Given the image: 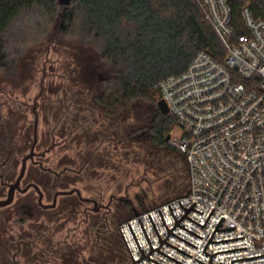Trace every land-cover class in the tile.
I'll return each mask as SVG.
<instances>
[{
	"label": "trees",
	"instance_id": "16d2710c",
	"mask_svg": "<svg viewBox=\"0 0 264 264\" xmlns=\"http://www.w3.org/2000/svg\"><path fill=\"white\" fill-rule=\"evenodd\" d=\"M229 3L237 34L246 30L240 16L245 5L255 16L264 18V0H229ZM55 27L64 35L95 45L101 57L115 69V73L102 82L99 95L92 96L90 101L101 105L103 117L120 118L123 123L122 153L116 172L120 188L105 193L123 195L128 192L127 186L135 182L132 173H140L138 168L125 166L131 162L146 166L145 178L150 174L163 180L165 194L183 193L169 199L186 195L190 178L188 162L184 153L165 140L177 121L158 109L161 96L157 84L168 76L183 73L200 51L224 59L226 47L206 19L199 1L0 0V69H15L16 60L26 49L43 41ZM89 84L92 87L93 81L89 80ZM140 100L156 105V111L147 119L137 114L136 104ZM10 112L7 125L11 138L4 142L0 139V147L10 146L21 151L28 143L17 140L14 135L18 128L14 122L16 115ZM129 120L136 121V125L128 123ZM11 160L15 163L17 159L11 157ZM125 177L131 180L124 185ZM107 178L114 183L113 175ZM137 197L141 199L140 195ZM11 214L10 209L0 211V264H14L18 229L21 232L22 229L35 230L23 217H7ZM133 216L124 211L120 218L107 216L98 234L91 224L82 235L76 234L60 243L51 235L45 237L40 233L41 237L31 238L38 246L31 258L26 256V262L129 264L128 250L119 228Z\"/></svg>",
	"mask_w": 264,
	"mask_h": 264
},
{
	"label": "built area",
	"instance_id": "2783aa9c",
	"mask_svg": "<svg viewBox=\"0 0 264 264\" xmlns=\"http://www.w3.org/2000/svg\"><path fill=\"white\" fill-rule=\"evenodd\" d=\"M206 19L226 47L223 60L207 51H200L187 69L157 84L160 99L176 119L170 131L169 145L186 155L189 166V192L140 211L122 223L125 239L135 260L143 257L130 224L145 255L152 249L139 222L141 220L153 249L161 240L149 215L164 240L176 224L169 206L179 220L193 203L195 208L172 232L188 241L170 235L167 242L191 257L164 244L160 251L182 264H209L210 255L221 250L246 247L245 250L220 252L211 264H230V259L264 254V18L257 17L248 5L240 16L245 31L237 34L229 0H198ZM224 217L218 231L220 219ZM215 231V233H214ZM242 237L243 239L209 242ZM129 254L134 258L120 231ZM209 242V244H208ZM208 244V246H207ZM207 246V248H206ZM206 248V250H205ZM204 250L206 252H204ZM210 254V255H209ZM161 264H179L160 252L150 255ZM264 256L233 261L232 264H262ZM140 264H157L144 258Z\"/></svg>",
	"mask_w": 264,
	"mask_h": 264
},
{
	"label": "flooded vegetation",
	"instance_id": "af4514ba",
	"mask_svg": "<svg viewBox=\"0 0 264 264\" xmlns=\"http://www.w3.org/2000/svg\"><path fill=\"white\" fill-rule=\"evenodd\" d=\"M110 76V73L104 77L99 74L98 92H101L102 82ZM79 93L83 94V90L66 88L64 99L67 102L50 103L45 107H40L39 101L44 95L39 94L32 104L34 119H28V110L22 107L23 114L14 121L18 127L14 135L17 140L27 141V146L21 151L10 146L0 147V157L4 156L0 161V200L7 199L25 156L33 154L12 202L0 207V211H12L7 217H23L28 226H35L34 232L18 229L15 233L19 239L13 255L14 264H27L26 256L31 258L37 250L38 243L31 238L51 235L60 243L76 234L82 235L91 224L98 234L107 216L120 218L123 211L134 214L135 209L138 210L128 192L124 195L105 193L120 188L116 172L122 153L121 119L103 117L101 105L78 101ZM22 106L28 108L27 104ZM1 115L5 121L0 122V139L9 141L8 115ZM128 123L136 125L134 120ZM11 157L17 159L15 163ZM108 171L113 173L114 183L107 178ZM125 195L128 199L122 201L120 198Z\"/></svg>",
	"mask_w": 264,
	"mask_h": 264
},
{
	"label": "rangeland",
	"instance_id": "374dc122",
	"mask_svg": "<svg viewBox=\"0 0 264 264\" xmlns=\"http://www.w3.org/2000/svg\"><path fill=\"white\" fill-rule=\"evenodd\" d=\"M15 66L11 71L0 69V118L1 114L9 115L10 111L15 113L16 119L20 118L23 107L28 110V119L33 120L32 104L40 93L44 95L40 98V107H45L50 103L67 102L64 99L66 88H82L83 94H77L78 101L90 102L92 96L100 93L97 89L99 74L104 77L115 73L114 66L101 57L95 45L75 36L64 35L59 32L58 27L43 41L28 47L22 57L16 60ZM89 80L93 81L92 87ZM83 95L86 97L84 100ZM24 104H27L28 108L22 106ZM136 108L137 114L145 119L156 111L154 103L141 100L137 101ZM1 120L5 121L4 118L0 119V122ZM125 166L140 170L139 175L132 173L135 182L127 186L128 194L138 210L145 209L138 195L143 196L147 208H152L171 197L183 194H165L164 181L157 180L150 174L145 178L147 171L143 164L135 165L130 162ZM108 174L110 176L113 173L108 171ZM130 180L125 177L124 185Z\"/></svg>",
	"mask_w": 264,
	"mask_h": 264
},
{
	"label": "water",
	"instance_id": "95a60500",
	"mask_svg": "<svg viewBox=\"0 0 264 264\" xmlns=\"http://www.w3.org/2000/svg\"><path fill=\"white\" fill-rule=\"evenodd\" d=\"M47 61H48V56H47ZM45 63H47V62H45ZM45 63H44V70H45ZM44 76H45V74H44ZM42 89H43V84H42ZM41 92H42V91H41ZM40 94H41V93H40ZM157 107H158V109L160 110V112H162L163 114H168V113H169V108H168L166 102H165L163 99H159V100H158V102H157ZM170 137H171L170 133L167 134V136H166V138H165L166 142H169ZM32 156H33V154L31 153V154L25 156V158L23 159V164H22L21 172H20V174H19V176H18V178H17V181H16V183L12 184L7 199L0 200V207H3V206H5V205H8V204H10V203L12 202L13 197H14V193H15V189H16L17 187H18V188L20 187V186H19V183H20V181H21V178H22V177L24 176V174H25V171H26V168H27V161H28V159L31 158ZM140 198H141V202L143 203V205H144V207H145V210H147L148 208H147V206H146V204H145V200L143 199V196L140 195ZM120 199H121L122 201H123V200H127V199H128V195L122 196ZM130 201L133 202L131 199H130ZM181 203H182L183 207L186 209V212L181 216V218H180L179 220H178L177 217H176V214H175V212H174V210H173L172 205L169 206V208H170V210H171V212H172V215H173V217H174V219H175V221H176V224L172 227L171 230H169V228H168V226H167V224H166V221H165V219H164V217H163V215H162V213H161V210H160V214H161V216H162V219H163V221H164V223H165V226H166V228H167V230H168V233H169V234L167 235V237H166L164 240L162 239V237H161V235H160V233H159V231H158V229H157V227H156V225H155V223H154V220H153L152 216L149 215L150 218H151V220H152V222H153V225H154V227H155V229H156V231H157V234H158V236H159V238H160V240H161V243H162V244L160 245V247H158V248L153 249V247H152V245H151V242H150V240H149V238H148V235H147V233H146V231H145V228H144V226H143L141 220H139V222H140V224H141V226H142V228H143V231H144V233H145V235H146V237H147V240H148V242H149V244H150V247H151V249H152V253H149V254H147V255L144 254V252H143V250H142V248H141V245H140V243H139V241H138V239H137V237H136V234H135V232H134V230H133V228H132V225L130 224V227H131V229H132V232H133V234H134V236H135V238H136V241H137V243H138V245H139V248H140V250H141V252H142V255H143V257H141V258L138 259V260H135V258H134V256H133V253H132V251H131V249H130V247H129V245H128L126 239H125V236H124L122 230L120 229V231H121V233H122V235H123V237H124V239H125V241H126L128 247H129V249H130V251H131V254H132L133 258H134V264H140V262H141L144 258H147V259H149V260H151V261H153V262H155V263H157V264H161L160 262H158V261H156V260H154L153 258L150 257V255L154 254V253L157 252V251L160 252V253H162L163 255L169 257L170 259L174 260L175 262H177V263H179V264H182V263L178 262L177 260L173 259L172 257L168 256L167 254L163 253L162 251H160V248H161L165 243L168 244V245H170V246H172L173 248L177 249L178 251L184 253L185 255L191 257V255L187 254L186 252L182 251L181 249H179V248L175 247L174 245L170 244L169 242H167V240L169 239L170 235L172 234V235L176 236L177 238L183 240L184 242H186V243H188V244H190V245H192L193 247L196 248V246H194L193 244L189 243L188 241L184 240L183 238H181V237H179L178 235H176L175 233H173L172 230H173L176 226H180L181 228H183V229H185V230H187V231H189V232H191V233H193V234H195V235H197V236H199V237L202 238L201 235H199V234L193 232L192 230H190V229L184 227L183 225L179 224V221H180L184 216H187V217L191 218L192 220H194L195 222H197V223H199L200 225H202V226L205 227L206 224L208 223L209 219L211 218L212 214L214 213L215 208L212 209V211L210 212V214H209V216L207 217V219L205 220V222H204V223H201V222L197 221L196 219L192 218L191 216L187 215V213H188L191 209H195V210H197V211H199V212L202 213L201 210L195 208V205H196L197 202L193 203L188 209L184 206V204H183L182 201H181ZM139 213H140V211H138V210L135 209L134 215H138ZM223 220H224V217H222V218L220 219V221H219V223H218V225H217L215 231H216V230H218V231H226V230L236 229V227H231V228H226V229H221V230H219V224H223ZM215 231H214V233H215ZM214 233H213V235L211 236L209 242L216 243V242H223V241H230V240H237V239H243V238H244V236H242V237H236V238H229V239H223V240H217V241H214V240H212V238H213V236H214ZM209 242H208V244H209ZM208 244H207V246H208ZM207 246H206V248H207ZM206 248H205V250H206ZM245 249H246V247H241V248H234V249H228V250H221V251L216 252V253L213 254V255H210V254H209V255L211 256V258L209 259V264H211V262H212V260H213V257H214L216 254L220 253V252L237 251V250H245ZM205 250H204V252H206ZM206 253H207V252H206ZM207 254H208V253H207ZM261 256H264V254H259V255H254V256H248V257H242V258H236V259H230V264H232L233 261L244 260V259H250V258L261 257ZM196 261L200 262L201 264H205V263H203V262H201V261H199V260H197V259H196ZM221 264H222V263H221ZM262 264H264V263H262Z\"/></svg>",
	"mask_w": 264,
	"mask_h": 264
}]
</instances>
